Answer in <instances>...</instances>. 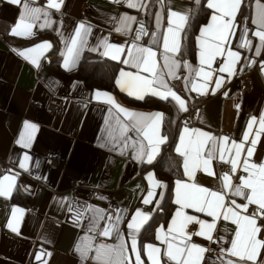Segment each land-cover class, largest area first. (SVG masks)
I'll use <instances>...</instances> for the list:
<instances>
[{"label":"crops","instance_id":"0c3cea01","mask_svg":"<svg viewBox=\"0 0 264 264\" xmlns=\"http://www.w3.org/2000/svg\"><path fill=\"white\" fill-rule=\"evenodd\" d=\"M27 2L30 8L45 9L48 15L41 11L38 19H29L31 35L14 36L11 29L19 22L24 11L23 3L13 5L0 0V160L5 163V170H9L0 169V178L18 173L10 198L0 197V264H105L104 260L92 259L96 255V247L101 244L118 246L121 243H124L129 257L125 264H131L134 253L129 233L134 229H129L127 225L133 222L137 211L149 217L146 221L136 217L140 223L136 245L141 260L144 264H151L147 245L153 244L160 248L158 258L161 264H166L163 254L167 243L164 241L172 240L167 228L171 226L179 207L175 204L176 182H191L184 171L186 156L183 153L190 141L194 149L197 135L192 134L193 130L216 137L218 147L223 143L222 137H229L225 160L235 158L238 161L237 172L231 174V182L234 184L233 179L240 171L247 176L243 171L247 153L242 150L236 157L232 141L240 143L243 140V133L249 131L252 117H256V123L252 126L249 140L256 138L259 118L264 115V71L260 66L264 63V49L259 56L256 55L255 49L260 41L253 35L257 26L252 23L258 13L257 0H243L236 13V35L230 38V50L240 53L238 62H233L235 74L220 73L221 63L216 61L210 68L200 65L197 37L200 28L210 22L212 15V10L206 8L207 0H201L199 6L194 0H171L172 11L179 10L185 14L184 9H191V18L184 30L177 32L182 50L167 54L169 62L175 60L182 65L173 68L171 73L164 65L163 47L165 35L169 36V47L172 45L171 33L168 32L169 0H163V7L161 0H141L142 6L136 8L112 0H63L59 11L47 8L48 0ZM259 3L264 5V0H259ZM157 14H161L159 25ZM123 15L134 20L128 24L126 32L118 33L115 31L120 27L117 18ZM62 17L68 21L63 22ZM246 17L248 32L245 39L251 41V49L236 47L238 42H242L238 38ZM173 20V27L182 23L176 18ZM81 22L91 25L92 31L78 56L70 59L66 68L67 49L72 46L75 29ZM141 26L144 34L137 39ZM105 38L108 44L120 46L123 50L115 52L112 48L106 49L100 43ZM45 42L50 47L27 52ZM135 47L151 48L156 53L155 71L164 77L171 91L185 100L187 111L180 110L170 96L164 100L143 93L144 99L138 100L129 96L127 89L121 90L116 81L119 79L123 83L128 79L120 75L121 71L152 79V73L122 63L131 59L129 53H134ZM105 51L109 54L104 55ZM21 52H27V58ZM113 55L118 58L112 59ZM217 59L227 62V52ZM249 60L256 63H249ZM184 65L190 66L192 71ZM201 67L211 73L207 81L203 74L196 75ZM221 78L222 83L217 87L215 81ZM244 78L251 79V87L239 97ZM173 80L179 81L184 91L175 89ZM194 86L197 90H192ZM153 87L168 95L167 90L156 85ZM98 91L101 93L99 99L96 95ZM103 93L109 94L115 104L123 108L163 114L157 136L167 139L156 145L151 163L148 162L147 153L151 149L147 140L138 138L134 131H129L126 138H121L118 131L109 137V127H119L117 119L127 123L129 118L119 112L115 104L109 102V96ZM237 104L239 108L235 107ZM188 113L192 115L191 121L182 120L183 115ZM7 115L10 121L6 124ZM26 124L35 128H26ZM184 127H188L189 134H185L181 144L180 135ZM22 134L28 147L18 143ZM138 140L145 146L143 152L140 143H133ZM210 144L211 141L206 145L205 152ZM249 146V143H244L245 149ZM177 147H180V152L176 151ZM47 154L54 155L58 161L53 162ZM25 155L29 157L27 161L24 160ZM218 156L219 153L209 165L212 171L219 170ZM19 162L25 163L27 170L20 169ZM250 162H264V132L258 138ZM223 167V172L228 171L230 163H224ZM194 175L200 186L217 190L219 182L214 177L203 171H195ZM72 180L77 183L74 185ZM149 192L153 193L152 197L148 196ZM225 192L226 201L235 199L237 204L247 203L243 197L234 196L231 190L226 189ZM144 199H150L151 203L145 204ZM109 202L115 204L113 209L108 207ZM14 207L22 210V213H17L16 220L12 215ZM77 211L80 212L78 218ZM185 211L201 219H212L195 209ZM99 215L104 218L99 219ZM10 221L18 229L17 232L7 226ZM106 227H110L109 236L101 234ZM218 227L221 238L213 233L215 243L199 236H192V241L210 248L211 252L217 250L219 253L223 248V255H216V261H211V264L228 260L239 262V257H232L227 251L231 248L229 241L235 238L237 225L230 218L220 221ZM85 237L92 250L87 259H82L76 247ZM172 243L174 247L183 246L179 238ZM206 253L200 264H209ZM37 256L41 258L39 261ZM261 259H264V250H261Z\"/></svg>","mask_w":264,"mask_h":264},{"label":"snow or ice","instance_id":"6c2138e0","mask_svg":"<svg viewBox=\"0 0 264 264\" xmlns=\"http://www.w3.org/2000/svg\"><path fill=\"white\" fill-rule=\"evenodd\" d=\"M6 2L13 5H21L23 3L24 11L20 14L19 22L11 29V34L14 36L31 35L32 24L28 22L29 19H38L41 11H45V15H48L45 9L39 7L30 8L27 0H6ZM32 2L34 3L35 0H32ZM112 2H125L130 8L142 6L141 0H112ZM194 3L199 6L201 0H194ZM242 3L243 0H207L206 8L212 10V15L210 17V22L200 28V35L197 37L200 45V65H207L210 68L212 63L216 61L221 63V66L219 67L220 73L228 72L229 74H235L233 62H238L237 57L240 56V53L238 51L230 50V38L236 35L237 25L235 24V17L236 13L240 10ZM62 4L63 0H48L47 8L59 11ZM161 5L163 7V0H161ZM171 7V0H169L168 32L171 33V47H169V36L165 35L163 37V47L165 52L164 65L168 68L169 73H171L173 68L182 66L175 60L169 62V56L167 54L169 52H179L182 50L181 42L177 39V32L183 31L187 21L191 18V9H184L183 11L185 14H181L179 10L172 11ZM257 8V17L252 20V23L257 26V30L253 32V35L258 37L260 41V44L256 46L255 49L256 55L259 56L261 50L264 49V5H261L259 0H257ZM225 17H227V19H225ZM173 18L178 19L182 23L175 24V27H173L175 23ZM132 20H134L133 17L127 15L120 16L117 18L120 27L115 28V31L118 33L126 32L128 24ZM156 20L159 25L161 14H157ZM91 31V25H87L85 22H81L75 29V36L71 40L72 46L67 49L69 55L65 58L64 62L66 68L69 66L70 59L78 56L80 48L86 44L87 37ZM247 32L246 17L242 25L241 34L238 38V40L242 42L236 44L237 48L251 49V41L245 39ZM142 34H144L143 26H141V29L138 31L137 39H139ZM100 43L103 44L106 49L112 48L115 52H121L123 50L120 46L108 44L106 38L101 40ZM48 47H50V44L45 42L36 45L35 48L28 49L27 52H33L36 49H46ZM27 52H21L20 54L25 55L27 58ZM226 52L229 60L227 62L218 61L217 58L224 57ZM108 54L109 53L105 51L104 55ZM129 55L131 56V59L123 60L122 63L132 64L137 69L142 68L144 72L152 73V79L142 77L138 74L131 75L121 71V76L128 77L123 83L119 79L116 81L122 91L127 89L128 95L134 96L138 100L144 99L143 93H150L151 95L159 96L164 100H167L170 96L178 103L180 110L187 111L185 100L175 91H171L165 83L164 77L155 71L156 60L154 57L156 56V53L151 48L135 47V52H130ZM117 58L118 57L115 55L112 56V59L114 60ZM33 63H35V60H33ZM249 63H256V61L249 60ZM260 66L262 71H264V63H261ZM188 67L190 68V71H192L191 67ZM201 74H203L205 81H207L211 75L210 72L204 71L203 67L196 71L197 76H200ZM221 83L222 78L215 81L217 87H219ZM154 85L167 90L168 95H163V93L155 90L153 87ZM192 90L197 89L194 86ZM181 91H184V89H181ZM96 95L97 99H99L101 93L98 91ZM103 95L109 96L107 93H103ZM225 95H227V93H225ZM109 102L115 104L114 99L110 96ZM115 107L119 112L124 113L129 120L127 123H122L117 119L116 123L119 127L117 129L116 127L110 126L108 130L109 137H113L114 133L118 131L121 138H126L129 131H134L138 138L142 137L144 140H147V146L151 149V151L147 153L148 162L151 163L153 155L156 152V145L164 143L167 139L166 137L157 136L163 120V114L159 111L151 113L133 111L123 108L119 104H115ZM235 107L239 108L240 105L237 104ZM255 123L256 117H252L248 124L249 131L243 133V140L240 143L232 141V147L236 149V157L240 156L242 150L247 153L243 161V171L247 173V176L237 177V180L239 181L237 184L231 182V174L237 172L238 161L235 158L226 161L224 156L225 151H227L226 144L229 141V137H222L223 143L218 147L216 137L209 133L193 130L192 134L197 135L194 149L190 141L187 150L183 153L186 156L184 161V171L191 182H176L175 204L179 207L175 216L172 218L171 226L167 228V233L172 236V240L179 238L183 246L174 247L172 240L164 241L167 243V250L163 254L166 257V264H172V262H175V264H200L201 260L204 259L203 254L205 252H211V249L194 243L192 241V236L204 237L208 241L215 243L216 241L213 240V233H216L218 239L221 238L219 237V222L222 220L227 221L230 218L237 227L235 229V238L229 241L231 248L227 251L230 256L239 257V262L228 260L227 262L222 261L221 264H248V262H252V264H264V259H261V250H264V238H258L264 237V162H250L255 152L258 138L261 132H264V115L259 118L260 127L255 133L256 138L249 140L252 126ZM25 127L35 128L34 125L27 124ZM185 134H189L188 127H184L183 133L180 135L181 144L184 143ZM127 139H130V137ZM209 141H211V144L207 147V151L205 152V147L208 145ZM245 142L249 143L251 146L245 149ZM18 143L24 144L25 147L29 146L25 142L23 134ZM133 143H140L141 152H143L145 146L142 141L138 140ZM176 151L180 152V147H177ZM193 151L194 156L192 155ZM217 153H219L218 162L221 168L224 163H230L228 171L219 173L209 169L211 162L214 159H217ZM28 159L29 157L25 155L24 160L27 161ZM19 168L27 170L26 165L23 162H19ZM5 171L8 172L9 170ZM195 171H203L209 177H214L215 180L219 182L216 185L217 190H210L207 187L200 186L196 181L194 175ZM17 178L18 173L6 174L0 178V197L10 198L11 193L16 186ZM226 189L231 190L234 196L243 197L247 203L237 204L235 199L226 201ZM148 196L152 197L153 193L149 192ZM143 202L149 204L151 203V200L144 199ZM249 205L254 207L249 209ZM187 209H195L197 213H206L207 217L212 219L209 221L208 219H201L197 215L188 214L185 211ZM69 211H72L71 207L69 208ZM241 212L244 214L241 215ZM17 213H22V210L16 207L12 208L13 220L17 219ZM76 215L78 218L80 212L77 211ZM136 217H141L142 221L148 220L149 217L137 211L136 216L133 217V222L127 225L129 229H134L133 232L129 233V235L132 236L131 249L134 253V260L131 264H144L141 260V253L137 250L136 245V233L140 228V223L137 222ZM98 218L103 219L104 217L99 215ZM118 220L119 217H117V221ZM7 226L13 232L18 231L14 226V223L11 221ZM197 226L198 230H196ZM95 227L96 225L94 224L93 228ZM189 232L191 235H188ZM101 234L109 236L110 227H106ZM156 239H160V237L156 236ZM147 249H149L147 256L151 261V264H161V260L158 258L160 248L155 247L153 244H148ZM91 250L92 245L88 242L87 237L83 238L81 244L76 247V251L80 254L82 259H87ZM95 251L96 255L92 257V259L94 261L104 260L105 264H125V261L129 260L124 243H121L118 246L101 244L96 247ZM223 252L224 250L221 248V251L217 255H223ZM40 259L39 256L36 257L37 261ZM209 264H211V261H209Z\"/></svg>","mask_w":264,"mask_h":264},{"label":"built area","instance_id":"2783aa9c","mask_svg":"<svg viewBox=\"0 0 264 264\" xmlns=\"http://www.w3.org/2000/svg\"><path fill=\"white\" fill-rule=\"evenodd\" d=\"M61 20L63 21V22H67L68 20L65 18V17H62L61 18ZM247 81V84H245V82ZM251 79H248V78H244L243 80H242V86L240 87V93H238V95L237 96H242V95H244V94H246L247 92H248V90H249V88L251 87ZM172 85L175 87V89H177V90H180L181 91V84H180V82L179 81H175V80H173V82H172ZM191 114L190 113H188V114H185V115H183V117H182V120H185V121H191ZM10 121V116L9 115H7L6 116V118H5V123L7 124L8 122ZM48 155V158L50 159V160H52L53 162H57L58 161V159L56 158V157H54V155H52V154H47ZM5 163L2 161V160H0V169H2V171H4L5 170V165H4ZM223 170H224V167H220L219 166V170H218V172L219 173H222L223 172ZM239 176H244V173L242 172V171H240V172H238L237 174H236V177L233 179V181H234V184H236V183H238V180H237V177H239ZM72 182H73V184L75 185L77 182H75L74 180H72ZM108 207H110V208H114L115 207V204L114 203H108ZM253 207H249V209H252ZM259 223V222H258ZM218 254V251L216 250V251H214V252H207L205 255H206V258H208V259H210V261H212V262H215L216 261V255Z\"/></svg>","mask_w":264,"mask_h":264},{"label":"rangeland","instance_id":"374dc122","mask_svg":"<svg viewBox=\"0 0 264 264\" xmlns=\"http://www.w3.org/2000/svg\"><path fill=\"white\" fill-rule=\"evenodd\" d=\"M245 84H247V81L245 82Z\"/></svg>","mask_w":264,"mask_h":264}]
</instances>
